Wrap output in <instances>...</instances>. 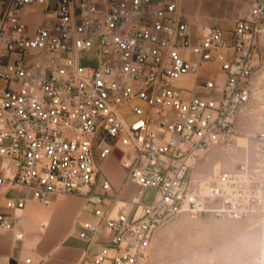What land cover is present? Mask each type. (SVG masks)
Listing matches in <instances>:
<instances>
[{"label": "built area", "instance_id": "2783aa9c", "mask_svg": "<svg viewBox=\"0 0 264 264\" xmlns=\"http://www.w3.org/2000/svg\"><path fill=\"white\" fill-rule=\"evenodd\" d=\"M33 5L43 17L36 27L22 19ZM182 5L0 0V230L24 237L28 196L49 204L52 195L77 194L98 217L80 220L79 236L89 247L104 244L87 264H146L169 218L240 220L264 205V142L256 168L245 161L209 171L205 164L211 150L232 141L255 97L264 0H249L229 31H195ZM94 39L98 60L87 65L81 52ZM213 62L219 68L205 75ZM186 74L196 77L189 98L178 85ZM113 153L138 185L116 215L122 198L99 177ZM146 188L157 192L152 202L140 200Z\"/></svg>", "mask_w": 264, "mask_h": 264}, {"label": "rangeland", "instance_id": "374dc122", "mask_svg": "<svg viewBox=\"0 0 264 264\" xmlns=\"http://www.w3.org/2000/svg\"><path fill=\"white\" fill-rule=\"evenodd\" d=\"M40 11L38 5L25 7L23 21L36 27L43 19ZM226 36L231 39L229 33ZM260 46L262 59L255 74V97L241 112L232 141L214 148L207 155L205 164L209 171L215 165L231 170L237 163L245 161L252 168L259 166V148L264 142V32ZM81 60L84 64L96 65V39L90 49L81 52ZM234 142L236 145L232 144ZM261 173L264 177V167ZM156 194L154 188H146L142 202H152ZM263 246L264 205L240 220L192 216L183 212L169 218L157 229L146 264H264Z\"/></svg>", "mask_w": 264, "mask_h": 264}, {"label": "crops", "instance_id": "0c3cea01", "mask_svg": "<svg viewBox=\"0 0 264 264\" xmlns=\"http://www.w3.org/2000/svg\"><path fill=\"white\" fill-rule=\"evenodd\" d=\"M248 6L249 0H183L182 9L184 18L197 32L208 25L229 31L238 18L247 13ZM191 57L198 58L197 55ZM209 67L217 69L219 64H205V75H208L206 69ZM178 85L184 97L189 98L196 85V77L186 74L180 78ZM99 177L108 179L112 185L111 193L119 194L122 198L115 206V215L124 200H131L137 195L138 185L129 179L117 153L109 155L100 164ZM22 195L26 193L22 192ZM140 200L142 202V195ZM23 216L25 234L22 239H18L12 230H0V264H87L104 245L96 242L89 247L87 240L79 236L80 220H98L86 206L84 196L55 194L49 204L28 196ZM102 264L113 262L106 259Z\"/></svg>", "mask_w": 264, "mask_h": 264}, {"label": "bare ground", "instance_id": "6f19581e", "mask_svg": "<svg viewBox=\"0 0 264 264\" xmlns=\"http://www.w3.org/2000/svg\"><path fill=\"white\" fill-rule=\"evenodd\" d=\"M263 32H264V27H263ZM233 145H236V142L232 143Z\"/></svg>", "mask_w": 264, "mask_h": 264}]
</instances>
